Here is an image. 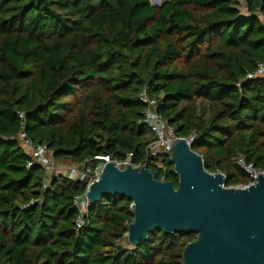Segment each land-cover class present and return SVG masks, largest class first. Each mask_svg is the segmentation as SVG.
Listing matches in <instances>:
<instances>
[{
  "label": "trees",
  "instance_id": "1",
  "mask_svg": "<svg viewBox=\"0 0 264 264\" xmlns=\"http://www.w3.org/2000/svg\"><path fill=\"white\" fill-rule=\"evenodd\" d=\"M242 2L0 0V264H183L193 232L153 228L125 244V196L90 204L77 229L73 203L87 179L45 184L19 133L24 123L62 166L132 153L176 187L169 153L147 156L155 134L137 122L145 89L177 136L193 135L207 171L246 185L239 157L264 169V77H246L264 61V0Z\"/></svg>",
  "mask_w": 264,
  "mask_h": 264
},
{
  "label": "water",
  "instance_id": "2",
  "mask_svg": "<svg viewBox=\"0 0 264 264\" xmlns=\"http://www.w3.org/2000/svg\"><path fill=\"white\" fill-rule=\"evenodd\" d=\"M168 1L149 3L161 7ZM168 151L176 187L156 179L144 165L118 169L106 162L87 185L86 198L93 204L117 194L131 201L127 246L146 240L153 228L167 234L193 232L195 239L182 250L183 264H264V176L256 174L254 184L226 187L223 173L207 171L187 140L180 138Z\"/></svg>",
  "mask_w": 264,
  "mask_h": 264
},
{
  "label": "built area",
  "instance_id": "3",
  "mask_svg": "<svg viewBox=\"0 0 264 264\" xmlns=\"http://www.w3.org/2000/svg\"><path fill=\"white\" fill-rule=\"evenodd\" d=\"M242 12H246V6L242 4ZM264 27V22H263ZM248 79L263 78L264 77V61L259 62L256 65V69L253 72L246 74ZM139 101L144 105L141 118L137 121L139 124L145 125L151 129L155 134V139L149 143L146 147L147 156L149 154H155L160 152L169 153L168 149L180 138L187 140L189 143L193 141V135L188 137L177 136L173 127L167 124V121L163 119L157 112L158 102L157 100L148 95L145 89H143L138 95ZM19 117L23 120V115L19 114ZM24 123H22V130L19 133V138L22 141V145L25 149H29L31 158L27 162V167L33 165H40L46 174L45 184L54 176L64 174L68 178L73 180L87 179L86 187L92 180H96L105 163L112 162L118 169H124L126 164L132 167H140L142 164H134L132 162V153L126 154L121 159H112L109 156H96L95 158H102L98 161H93L91 164L83 162L81 164H70L62 166L56 162L53 156V151L45 143H33L23 131ZM239 167L249 177V182L246 185L254 184L257 181L256 174L264 176V169H258L250 163H246L243 157H239L237 161ZM157 166H160L157 164ZM163 180V179H161ZM86 187L82 194L74 198L73 207L77 210V218L75 220L76 228L79 229L84 224V219L87 216V210L90 205L89 200L86 198Z\"/></svg>",
  "mask_w": 264,
  "mask_h": 264
},
{
  "label": "bare ground",
  "instance_id": "4",
  "mask_svg": "<svg viewBox=\"0 0 264 264\" xmlns=\"http://www.w3.org/2000/svg\"><path fill=\"white\" fill-rule=\"evenodd\" d=\"M152 3L160 4L162 0H150Z\"/></svg>",
  "mask_w": 264,
  "mask_h": 264
},
{
  "label": "rangeland",
  "instance_id": "5",
  "mask_svg": "<svg viewBox=\"0 0 264 264\" xmlns=\"http://www.w3.org/2000/svg\"><path fill=\"white\" fill-rule=\"evenodd\" d=\"M150 1V0H149ZM243 0H241V2H242ZM151 2V1H150ZM243 3V2H242ZM243 13V12H242ZM28 153H29V149H25ZM64 166H67V165H69V164H63Z\"/></svg>",
  "mask_w": 264,
  "mask_h": 264
}]
</instances>
